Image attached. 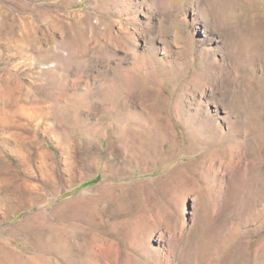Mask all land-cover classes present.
<instances>
[{"label":"rangeland","instance_id":"rangeland-1","mask_svg":"<svg viewBox=\"0 0 264 264\" xmlns=\"http://www.w3.org/2000/svg\"><path fill=\"white\" fill-rule=\"evenodd\" d=\"M0 264H264V0H0Z\"/></svg>","mask_w":264,"mask_h":264},{"label":"bare ground","instance_id":"bare-ground-1","mask_svg":"<svg viewBox=\"0 0 264 264\" xmlns=\"http://www.w3.org/2000/svg\"><path fill=\"white\" fill-rule=\"evenodd\" d=\"M215 99V98H214ZM223 104V103H222ZM232 111V110H231ZM228 113V112H227ZM46 253V252H45ZM57 253V252H56Z\"/></svg>","mask_w":264,"mask_h":264}]
</instances>
